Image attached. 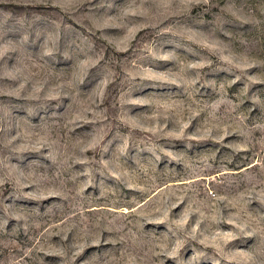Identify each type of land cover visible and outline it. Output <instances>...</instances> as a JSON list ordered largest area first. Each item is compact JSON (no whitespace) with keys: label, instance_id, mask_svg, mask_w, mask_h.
I'll use <instances>...</instances> for the list:
<instances>
[{"label":"rangeland","instance_id":"374dc122","mask_svg":"<svg viewBox=\"0 0 264 264\" xmlns=\"http://www.w3.org/2000/svg\"><path fill=\"white\" fill-rule=\"evenodd\" d=\"M0 264H264V0H0Z\"/></svg>","mask_w":264,"mask_h":264}]
</instances>
